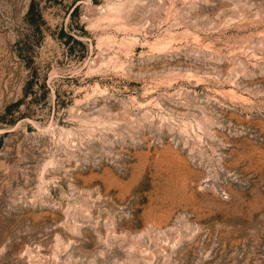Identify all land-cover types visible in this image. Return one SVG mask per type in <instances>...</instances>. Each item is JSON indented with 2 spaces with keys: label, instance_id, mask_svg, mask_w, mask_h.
<instances>
[{
  "label": "rangeland",
  "instance_id": "obj_1",
  "mask_svg": "<svg viewBox=\"0 0 264 264\" xmlns=\"http://www.w3.org/2000/svg\"><path fill=\"white\" fill-rule=\"evenodd\" d=\"M0 264H264V0H0Z\"/></svg>",
  "mask_w": 264,
  "mask_h": 264
},
{
  "label": "trees",
  "instance_id": "obj_2",
  "mask_svg": "<svg viewBox=\"0 0 264 264\" xmlns=\"http://www.w3.org/2000/svg\"><path fill=\"white\" fill-rule=\"evenodd\" d=\"M32 7V6H31Z\"/></svg>",
  "mask_w": 264,
  "mask_h": 264
}]
</instances>
